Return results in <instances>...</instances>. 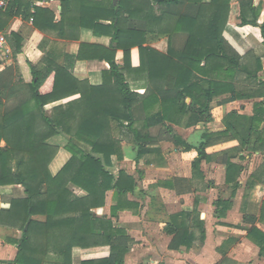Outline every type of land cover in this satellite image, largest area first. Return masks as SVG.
Returning a JSON list of instances; mask_svg holds the SVG:
<instances>
[{"label":"trees","instance_id":"16d2710c","mask_svg":"<svg viewBox=\"0 0 264 264\" xmlns=\"http://www.w3.org/2000/svg\"><path fill=\"white\" fill-rule=\"evenodd\" d=\"M59 1V22L54 23V13L46 9L35 8L31 14L29 4L27 17L32 18L36 29L61 40L77 41L81 29L110 38L107 48L80 44L75 58L105 61L109 70L102 73L101 85L91 86L75 79L53 53L38 64L26 60L22 65L19 56L23 40L15 33L8 35L15 74L11 79L0 74V187L20 186L25 198L11 200L7 208L0 205V228L20 233L12 240L16 254L10 264H72L74 248L102 246L110 248L107 258L80 264H124L132 240L111 221L92 213L104 205L111 190L117 202L111 208L112 216L119 210L137 208L126 198L136 190V181L124 171L116 179L108 171L113 157L118 161L123 158L121 143L112 132L119 130L120 122L127 123L125 129L136 146V163L153 154L151 146L160 142H169L183 152L193 151L196 158L191 167L198 174L201 161L213 159L205 148L214 136H204L205 141L194 147L172 126L207 122L214 99L225 94L238 98L234 78L241 56L227 43L224 29L227 24L257 27L259 14L252 0H236L234 4L231 0ZM259 27L264 40V22ZM178 34L184 35L185 41L181 48H174L172 39ZM149 35L168 38L165 54L146 46ZM134 48L139 54L137 68L130 62ZM118 51L122 53L121 64L115 59ZM260 70L257 63L251 79L258 86L256 94L264 97V82L256 76ZM138 88L144 90L143 95L134 92ZM11 96L14 103L7 106L5 100ZM73 96L77 98L56 107L51 116L44 110ZM256 107L253 118H242L245 125L246 120L249 124L239 125L243 136L236 151L258 152L264 146L255 124L263 120L264 101ZM239 118L229 114L227 130L234 128L239 134L238 125L230 121ZM154 128H158L156 137L150 135ZM59 134L68 137L64 149L70 158L52 175L49 167L58 148L47 141ZM223 164L225 181L233 183L235 191L241 169L230 158ZM69 185L86 195L75 196ZM230 207V201L216 203L219 216ZM242 221L250 226L247 239L264 259V233L256 227L264 225V201L257 217L244 214ZM163 230L172 236L170 250L189 249L195 241L205 240L204 221L196 209L167 217Z\"/></svg>","mask_w":264,"mask_h":264},{"label":"crops","instance_id":"0c3cea01","mask_svg":"<svg viewBox=\"0 0 264 264\" xmlns=\"http://www.w3.org/2000/svg\"><path fill=\"white\" fill-rule=\"evenodd\" d=\"M15 1L0 10V32L6 36L5 50L0 53L1 76L11 79L15 74L8 42V35L15 33L23 40L19 56L22 65L26 60L38 64L46 55L53 53L58 63L66 67L75 79L86 81L91 86L101 85L102 73L109 70V65L105 61H78L75 58L80 44L107 48L110 38L96 37L90 30L81 29L77 41L58 39L53 33H44L34 27V22L27 17L26 4H29L31 14H34L35 8L51 11L55 16L54 23H57L61 11L59 0H20L19 5ZM203 1L209 3L211 0ZM235 2L236 0H231V4ZM252 3L259 14L257 24L261 26L264 22V0H252ZM20 4L23 7H20ZM259 26L227 24L224 29L227 43L241 56L240 69L236 71L234 78L235 94L238 98H230L229 94H225L214 99L210 104V119L207 122L203 121L191 127H186L185 122L182 126H172L174 132L185 143L194 147L205 141L204 136H214L209 146L205 148V153L213 159L209 162L201 161L198 174L191 167L196 153L183 152L169 142L151 146L153 154L144 156L136 163L134 161L136 146L131 142L125 129L127 123L118 124L119 139L121 136L125 138L128 136L130 142L121 144L123 158L118 161L113 157L112 167L108 171L115 179L120 171H124L136 181V190L129 193L126 198L127 202L137 205V208L119 210L112 216L111 208L116 206L117 202L116 193L111 190L106 193L104 205L92 210V213L97 218L111 221L114 228L124 231L132 240L128 245L124 264H264V259L258 256V248L246 237L250 226L242 221L244 214L257 217L264 201V146L258 152L236 151L243 136V130L239 126L242 123L245 125L242 118H253L256 106L264 101V97L256 94L258 86L251 79L257 63H260L261 70L256 76L258 80L264 82V40ZM184 41L185 36L178 34L173 37L172 44L174 48H181ZM146 46L165 54L168 50V38L149 35ZM115 59L118 64L122 63L120 51L116 53ZM130 62L133 68L140 64L136 48L131 50ZM134 92L143 95L144 90L138 88ZM76 98L77 96H73L49 104L44 110L51 116L56 107ZM226 100L227 102H223ZM5 102L7 106L13 105V96ZM186 102L189 103V100ZM231 113L240 117L230 120L231 124L238 125L239 134L233 130L234 128L227 130L226 122H229L227 116ZM262 119V122L255 124L259 127L264 141V116ZM248 124L249 121L246 120V125ZM157 134L158 128L150 130L152 137H156ZM56 140L58 144L54 143ZM67 142L68 137L63 134L47 141L59 149L49 167L52 175L59 172L70 158L64 149ZM79 145L85 151H89L87 146ZM227 158L241 169L235 191L233 183L227 184L225 181L226 166L223 161ZM68 189L77 197L86 195L73 185H69ZM21 198H25L22 187H0L2 208H7L11 200ZM218 201L231 202V207L223 216L217 213ZM195 209L204 221V242L200 243L197 240L189 249L170 250L172 236L163 230L167 217L182 212L190 213ZM256 227L264 233V225L256 224ZM19 237V232L0 228V264H10L14 260L16 246L12 244V240ZM109 254L108 246L74 248L71 261L72 264H80L83 261L107 258Z\"/></svg>","mask_w":264,"mask_h":264},{"label":"built area","instance_id":"2783aa9c","mask_svg":"<svg viewBox=\"0 0 264 264\" xmlns=\"http://www.w3.org/2000/svg\"><path fill=\"white\" fill-rule=\"evenodd\" d=\"M13 0H0V10L5 9ZM32 22V18H30ZM6 47V36L0 32V53L5 50Z\"/></svg>","mask_w":264,"mask_h":264},{"label":"rangeland","instance_id":"374dc122","mask_svg":"<svg viewBox=\"0 0 264 264\" xmlns=\"http://www.w3.org/2000/svg\"><path fill=\"white\" fill-rule=\"evenodd\" d=\"M142 118V116L140 117V119ZM154 131H157V130H154ZM112 134H113V136L115 137V138H118V140L120 141V143L121 144H123L124 142H128V144H129V138H128V136H126V138L125 137H123V136H121V138L119 139V137H120V135H119V132L117 131V130H114L113 132H112ZM55 144H58V140H56L55 142H54ZM63 145V144H62ZM59 150V149H58Z\"/></svg>","mask_w":264,"mask_h":264}]
</instances>
